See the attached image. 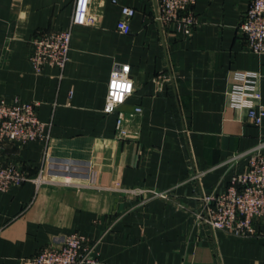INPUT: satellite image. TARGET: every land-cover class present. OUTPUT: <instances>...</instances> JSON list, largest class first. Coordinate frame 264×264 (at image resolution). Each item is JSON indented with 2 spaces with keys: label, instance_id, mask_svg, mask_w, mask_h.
<instances>
[{
  "label": "crops",
  "instance_id": "crops-1",
  "mask_svg": "<svg viewBox=\"0 0 264 264\" xmlns=\"http://www.w3.org/2000/svg\"><path fill=\"white\" fill-rule=\"evenodd\" d=\"M76 1L0 0V98L36 103L48 123V139L0 152L31 178L0 191V264L72 231L98 240L100 264H264V236L237 238L194 215L200 194L223 192L246 167L245 157L226 159L264 139V119L253 125L231 96L242 73H255L264 106V52L249 51L238 30L251 0H196L189 36L161 27L155 0H81L93 22L72 24ZM122 6L135 10L126 34L116 29ZM67 28L63 71H35L30 38ZM115 63H128L133 81L118 110L142 108L126 139L118 112L103 110ZM41 168L56 182L37 183Z\"/></svg>",
  "mask_w": 264,
  "mask_h": 264
},
{
  "label": "built area",
  "instance_id": "built-area-1",
  "mask_svg": "<svg viewBox=\"0 0 264 264\" xmlns=\"http://www.w3.org/2000/svg\"><path fill=\"white\" fill-rule=\"evenodd\" d=\"M114 1V0H113ZM154 19L163 28L173 26L185 36L191 35L197 18L194 12L196 0H155ZM86 3L77 0L72 14V24L92 23L86 13ZM135 10L129 6L121 7V18L116 22V29L129 33V19ZM245 45L255 54L264 52V0H251L238 26ZM71 31L39 30L29 40V60L35 71L45 65L57 68L60 73L69 60ZM243 83L235 85L231 92L232 104L247 107V118L255 126H260L264 119V106L255 103L260 99L256 89L255 73H242ZM133 91V81L128 63H115L107 83L104 112H118L115 131L119 139L130 137L131 125L141 114L140 105H135L129 112L118 110ZM36 103L0 98V152L7 143L24 145L30 141L46 140L48 123L37 115ZM245 157V169L231 173L226 189L221 193L200 194L201 207L195 212V220L203 222L213 229L225 231L237 238L264 236V139L245 152L231 154L227 164H232ZM201 173H194L197 179ZM91 175L89 184L93 183ZM22 169L12 163H0V191H6L13 185L30 180ZM37 183H55L47 178L45 170L39 169L34 180ZM58 182V181H57ZM60 183L70 184V179ZM141 193L142 191H131ZM150 196L167 198L168 190L148 191ZM262 230V232H261ZM98 240H91L86 235L72 231L63 236L58 245H47L35 254L19 259L18 264H100L96 250Z\"/></svg>",
  "mask_w": 264,
  "mask_h": 264
}]
</instances>
